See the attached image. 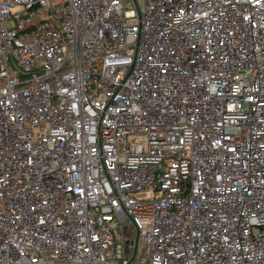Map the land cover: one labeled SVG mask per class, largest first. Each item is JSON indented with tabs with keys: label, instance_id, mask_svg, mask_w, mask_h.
Returning <instances> with one entry per match:
<instances>
[{
	"label": "built area",
	"instance_id": "obj_1",
	"mask_svg": "<svg viewBox=\"0 0 264 264\" xmlns=\"http://www.w3.org/2000/svg\"><path fill=\"white\" fill-rule=\"evenodd\" d=\"M125 1L0 0V264H264V0Z\"/></svg>",
	"mask_w": 264,
	"mask_h": 264
},
{
	"label": "rangeland",
	"instance_id": "obj_2",
	"mask_svg": "<svg viewBox=\"0 0 264 264\" xmlns=\"http://www.w3.org/2000/svg\"><path fill=\"white\" fill-rule=\"evenodd\" d=\"M139 4L141 5L142 4V0H138ZM124 8L126 9H131V8H135V4L133 2V0H126L124 3ZM128 225V227H127ZM127 225H122V232L124 233L123 235V242H125L124 239H133L134 236H135V230L133 228V226L128 222ZM128 228L127 230L125 229Z\"/></svg>",
	"mask_w": 264,
	"mask_h": 264
}]
</instances>
